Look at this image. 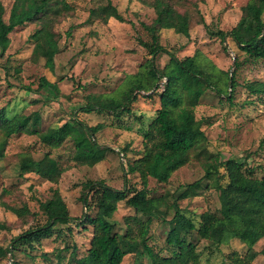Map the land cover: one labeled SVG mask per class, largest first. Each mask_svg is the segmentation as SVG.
<instances>
[{
    "label": "rangeland",
    "instance_id": "rangeland-1",
    "mask_svg": "<svg viewBox=\"0 0 264 264\" xmlns=\"http://www.w3.org/2000/svg\"><path fill=\"white\" fill-rule=\"evenodd\" d=\"M155 0H67L71 11L64 14L54 26L59 36L60 52L56 56L55 69L45 66V59H32L31 36L38 25L29 24L16 29L10 41L0 44V52L6 50L9 74L0 72V109L7 108L8 115H20L23 121L31 120L39 112L42 122L39 131L50 133L53 129L69 122L74 113L88 126H101L96 138L106 149L102 162L94 167L79 166L74 160V144L67 141L58 149L44 145L38 136L24 132L10 137L4 158L0 160V243L4 246L24 231L45 223L40 203L49 200L53 190L58 189L72 217L80 218L86 212L83 202L89 195L87 184L104 181L116 189L141 190L143 182L138 173H129V165L143 156L145 135L160 109V90L153 94L139 93L130 106V113L115 117L110 113H84L80 107L92 96H121L128 88L129 76L143 71L151 59L141 42L151 44V35L143 24L151 25L156 18L152 4ZM178 12L190 17V37L163 30L160 44L179 59L197 58L199 67L209 75L215 66L223 72H232L236 57L241 66L237 72L239 86L232 102L220 97L215 91L186 78V105H193L197 127L205 132L207 142L189 155L180 153L158 160L152 168L146 189L151 197H163L166 205L161 217L154 216L147 245L163 257L172 255L167 244L174 217L175 206L191 219L196 228L200 215L216 212L220 208L219 193L214 188L201 189L200 196L177 201L182 186L192 184L205 176L208 162L236 159L246 162L255 169L258 178L264 177V96H254L246 89L250 82H264V63L255 62L241 52L236 44L227 39L222 43L210 32L231 31L242 18V9L250 0H164ZM6 8V18L13 0H0ZM112 3L126 22L111 19L108 23L96 21L87 24L90 12ZM169 63L167 55L160 56L156 66L163 70ZM20 69V73L17 72ZM58 84L57 99L47 98L40 89L41 78ZM29 87L32 92L23 91ZM144 94H146L144 96ZM150 95V96H149ZM149 96V97H147ZM50 154L47 158L46 155ZM43 161L41 170L57 161L67 171L59 184L55 185L39 178L36 174L21 175L22 169L32 161ZM176 205H175V204ZM27 207L31 215L18 218L5 206ZM141 217L121 203L114 215L116 232L126 253L122 264H152L145 252V245L136 223L128 218ZM143 220H146L143 218ZM66 230V228H65ZM74 242L78 256L89 248L91 229L74 227ZM189 240L198 243L200 264H264V239L252 250L236 240L220 248L202 242L197 231ZM62 241H44L37 255L38 264H44L40 254L51 253L63 248ZM76 255L71 260H75ZM24 264H30L22 257ZM0 264H9L0 262Z\"/></svg>",
    "mask_w": 264,
    "mask_h": 264
},
{
    "label": "trees",
    "instance_id": "trees-1",
    "mask_svg": "<svg viewBox=\"0 0 264 264\" xmlns=\"http://www.w3.org/2000/svg\"><path fill=\"white\" fill-rule=\"evenodd\" d=\"M152 7L156 13L155 20L149 26L143 24V28L152 37L151 44L141 42L151 56L145 69L129 76L128 88L121 96H92L87 104L80 107L84 113H110L118 118L130 113V106L136 102L139 93L148 94L153 91L154 94L160 90V109L145 135L143 156L128 167L129 173L140 175L143 188H129L126 184L123 189H116L104 181L90 182L87 184L89 195L86 198L85 194L83 196L86 212L80 218L70 215L60 191L53 190L51 198L40 203V210L46 218L45 223L24 231L7 246L0 243L1 263L6 261L9 264H24L22 257H26L30 264H38V256L34 253L40 250L44 241L55 240L62 241L64 246L51 253H41L44 264H122L126 253L120 244L114 221V215L121 203H125L141 216L128 218V223L133 222L139 226L145 252L152 264H200L198 243L189 240L191 233L195 231L200 241L218 248L236 240L252 250L264 239V177H256L255 169L247 167L246 162L236 159L219 162L215 159L214 162L207 163L202 179L179 188L180 193L176 200L199 197L201 189L214 188L219 193L220 208L216 212L207 211L201 214L199 226L196 228L194 222L175 206L167 237L172 255L163 257L147 245L154 216L161 217L162 209L166 205L163 197H151L146 189L148 179L153 175V166L158 160L180 153L189 155L207 142L205 132L197 127L194 106L186 105L187 84L184 80L190 78L232 102L239 86L237 72L241 66L237 56L232 72H223L212 66L215 71L206 75L200 69L197 58L179 59L175 53L160 44V33L163 30H173L179 35L190 37V17L178 12L164 0H155ZM70 11L67 0H13L6 18V8L0 2V44L10 41V36L16 29L29 24L38 25L31 36L34 44L32 59L35 62L45 59L46 68L53 71L56 56L60 52L59 36L54 26ZM242 12L241 20L231 31L210 33L222 43L231 39L246 57L264 63V0H250ZM111 19L126 22L117 7L109 2L91 10L86 23H108ZM162 55L169 57V63L163 70L156 66L157 59ZM0 59L7 60L5 49L0 52ZM9 69L8 66L0 64V72L3 70L7 75ZM17 72L20 73V69ZM39 87L47 93V98L57 99L60 95L58 84L51 83L44 77L40 79ZM245 87L251 95L264 96V82H248ZM23 91L32 92L29 87ZM76 112L69 122L46 133L38 130L42 122L39 112L34 113L31 120L23 121L20 115L10 117L7 108L0 109V160L4 158L8 139L27 132L38 136L44 145L53 149L62 147L70 140L74 144L73 158L77 165L94 167L99 164L104 160L106 151L96 138L101 126H88L78 119ZM46 157L51 158L50 154ZM42 163V160L30 162L28 167L22 169L21 175L36 174L46 182L59 184L67 169L54 160L42 171ZM5 207L18 218L31 215L27 207ZM74 227L91 229L89 248L81 256H78V247L73 238ZM6 229L5 224H0V230ZM74 254L76 258L71 260Z\"/></svg>",
    "mask_w": 264,
    "mask_h": 264
}]
</instances>
